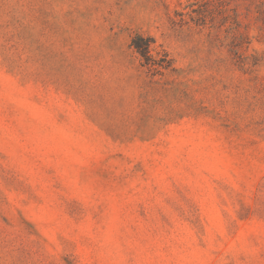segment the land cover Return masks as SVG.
I'll use <instances>...</instances> for the list:
<instances>
[{
  "label": "rangeland",
  "instance_id": "obj_1",
  "mask_svg": "<svg viewBox=\"0 0 264 264\" xmlns=\"http://www.w3.org/2000/svg\"><path fill=\"white\" fill-rule=\"evenodd\" d=\"M0 264H264V0H0Z\"/></svg>",
  "mask_w": 264,
  "mask_h": 264
},
{
  "label": "trees",
  "instance_id": "obj_2",
  "mask_svg": "<svg viewBox=\"0 0 264 264\" xmlns=\"http://www.w3.org/2000/svg\"><path fill=\"white\" fill-rule=\"evenodd\" d=\"M154 42V39L151 37H145L143 35H137L132 42V46L139 52L142 57L146 60V64L150 69H156L157 67L168 68L167 54H163V58L156 60L153 58L151 51V45Z\"/></svg>",
  "mask_w": 264,
  "mask_h": 264
}]
</instances>
